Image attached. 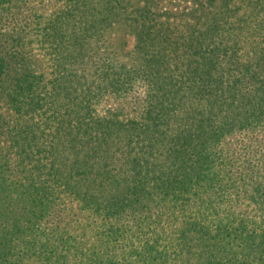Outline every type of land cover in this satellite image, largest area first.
<instances>
[{"label":"trees","instance_id":"obj_1","mask_svg":"<svg viewBox=\"0 0 264 264\" xmlns=\"http://www.w3.org/2000/svg\"><path fill=\"white\" fill-rule=\"evenodd\" d=\"M6 1L11 0L0 3ZM128 4L63 0L54 15L71 22L69 37L81 41L85 58L112 17L127 21L139 58L116 73L123 85H144L140 111L127 120L93 114L91 88L83 85L81 113L68 121L71 131L65 133L86 146L80 160L84 167L77 174L115 185L117 194H111L105 207L129 212L149 232L136 264H264V183L242 176L223 182L215 175L184 185L176 180L174 165L180 160V170L191 166L199 153L195 147H215L228 134L264 127V47L242 50L247 38L264 39V19L256 15L264 11V0H219L220 14L196 9L198 17L176 31ZM244 6L254 13L235 16ZM58 35H64L61 27L49 34L51 46ZM5 70L6 59L0 55V75ZM41 85L42 74L19 77L8 100L12 114L34 119L43 113ZM174 119L184 120V126L169 135L167 124ZM27 128L9 135L11 142L0 154V264H101L92 251L86 257L65 237L40 230L56 202V185L63 182L71 190L75 180L70 182L55 158L49 165L29 167L36 151L22 146L36 138ZM16 171L21 177L10 180ZM263 176L264 170L259 178ZM73 184V192L74 186L81 190L78 182Z\"/></svg>","mask_w":264,"mask_h":264},{"label":"rangeland","instance_id":"obj_2","mask_svg":"<svg viewBox=\"0 0 264 264\" xmlns=\"http://www.w3.org/2000/svg\"><path fill=\"white\" fill-rule=\"evenodd\" d=\"M128 2L129 9L141 7L151 18L166 23L176 31L183 30L187 23L198 17L196 9L199 12L218 11L219 0ZM62 5L63 0H11L0 3V55L6 59L5 73L0 75V154L11 142L8 141L9 135L28 127L36 138L22 146L32 147L36 151L29 167L33 163L39 167L49 165V161L55 158L63 174L70 177V182H78L81 188L78 190L74 186L73 192L74 184L69 183L71 190L68 191L67 186L60 182L61 178V184L56 185V202L44 216L40 230H53L55 237H65L86 257L92 251L96 262L101 264H136L141 262L138 252H144L143 246L145 239L150 236L149 232L137 226L129 212L123 214L105 207L111 194H117V190L113 191L115 185L102 183L100 178L95 179L84 172L77 174V168L82 170L84 167L80 160L86 146L80 141H70L68 136L65 137V133L67 135L71 131L68 121L76 120L80 112L78 107L85 101L83 85L91 88L89 104L91 102L94 108L92 113L96 116L121 120L136 117L145 97L143 82H130L129 86V83L121 84L118 79V74L123 73V68L119 67L122 65L130 68L132 61L139 58V53L135 50V34L127 21L119 16L112 17L113 22L105 24L101 35H96L102 39L93 44L86 58L82 57L78 44L81 41H74L75 37H69L71 22L54 19ZM233 5H240V2ZM250 11L254 13V9L244 6L235 16ZM209 15L213 16L214 13ZM256 15L257 20L264 19V11H259ZM60 27L64 35H58L56 43L51 46L49 34ZM262 39L263 36L252 38L251 41L247 38L243 53L246 50L252 51L254 45L264 47ZM25 73L42 74L45 84L38 89L44 112L34 114V119H30L27 114L19 119L8 107L9 97L13 96L12 88ZM59 76L61 80L55 82ZM61 119L64 120L60 121ZM183 122L184 120H171L166 132L169 135L178 132L184 126ZM195 149L199 153L196 158L191 156V166H183L185 168L180 170L181 161L178 159L174 164L178 167L176 180L184 185L189 182L202 183L215 175L222 178L223 182L242 176L244 179L248 178V182L253 179L264 183V176L259 178L264 170V127L251 132L239 130L228 134L215 147ZM73 159H77V163H73ZM171 161L173 159L167 160V163ZM249 170L253 172H248ZM20 177L21 173L17 171L9 175L10 180ZM84 178L85 182L82 180ZM101 190L105 192H100ZM77 193L80 196L75 197ZM113 198L115 199L112 197V200ZM98 207L101 208L97 209Z\"/></svg>","mask_w":264,"mask_h":264}]
</instances>
